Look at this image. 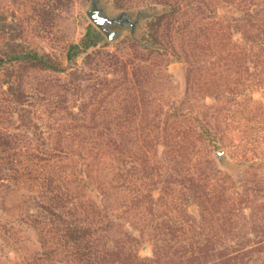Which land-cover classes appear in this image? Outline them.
<instances>
[{"label": "rangeland", "instance_id": "rangeland-1", "mask_svg": "<svg viewBox=\"0 0 264 264\" xmlns=\"http://www.w3.org/2000/svg\"><path fill=\"white\" fill-rule=\"evenodd\" d=\"M164 1L171 7L155 5L151 0H100L99 4L107 15L123 14L139 21L134 32L119 29L116 39L109 40L87 15L91 0H0V59L33 51L48 55L60 67L69 69V47L79 44L90 29V38L95 42L87 51L90 58L82 53L76 61L83 69L81 95L74 94L70 101L64 100L62 104L58 102L62 109L54 112L50 121L41 122L43 137L89 138L95 136L90 131L94 125L154 123L158 127L154 135L158 144L150 155L144 156L147 169L141 180H137V157L132 145L138 134L130 132L126 136L131 141L128 158L120 155L119 149L116 152L118 189L126 190L128 185L133 189L142 186L152 190V212L157 217L145 213L144 219L132 220L127 214L131 222L143 221L145 229L150 232V227L157 221L170 220V223L177 224L178 220L177 201L170 207L160 198L165 186L177 187L176 175L169 171V155L160 145L165 134L161 128L175 123L179 111L192 112L193 116L199 117L204 114L203 117L217 128L223 130L224 123L227 127L224 137L220 133V137L217 135L211 140L207 148L209 158L221 168L228 164V173L226 168L222 170L235 187L232 193L238 191L242 195L246 183L253 186L247 192L248 201L239 204L238 208L246 218H261L264 216V36H260L259 45L250 43L246 34L253 31L246 22L247 11L227 1ZM255 3L253 18L259 21L264 15V0ZM203 34L205 43L202 42ZM120 59L144 69L140 72L142 78L150 75V86L161 107L156 116L144 112L139 116L120 114L117 100H113L112 83L108 84V81L119 80L118 73L116 75L112 70ZM3 68L0 70V87L4 86V89L9 82L21 81L25 91H30L32 82L41 76H50L49 81L60 85L56 78L63 82L67 76L43 74L35 68L17 64H5ZM144 90L148 91L147 88ZM218 93L222 95L216 98ZM115 109L117 114H111ZM53 125L54 128L68 127V132L56 133V130L49 129ZM119 129L114 133L118 141L123 138ZM0 132H6L12 138L37 137L20 129L16 115L0 122ZM219 151L224 152L223 165L216 158ZM8 152L15 155L18 151L0 150V264H26L33 260L40 245L36 231L23 223L20 211L23 206L19 203L22 192H18L17 174L13 172L15 167L6 169L11 165L3 158ZM124 159H127L126 164ZM127 169L131 182L123 184L124 170ZM169 175L173 177L171 183H168ZM123 195L121 192L118 197ZM262 231L247 228L244 232ZM142 255H150V252ZM52 264H63L59 253L54 254Z\"/></svg>", "mask_w": 264, "mask_h": 264}, {"label": "trees", "instance_id": "trees-1", "mask_svg": "<svg viewBox=\"0 0 264 264\" xmlns=\"http://www.w3.org/2000/svg\"><path fill=\"white\" fill-rule=\"evenodd\" d=\"M220 1L244 7L248 15L246 22L255 34L249 30L246 38L253 45H259L260 36H264V15L259 21L253 18L257 0ZM151 2L171 7L164 0ZM90 34L89 29L79 44L69 47V69L60 67L48 55L33 51L0 59V70L5 64H17L43 74H67L63 82L56 78L60 85L49 81L50 76H41L32 82L30 91H25L21 81L9 82L6 89L0 87V122L16 115L22 131L37 135L36 138H12L0 132V150L18 151L15 155L8 152L3 158L11 165L6 169L15 167L18 192H22L19 203L23 206L20 208L23 223L36 231L40 245L33 260L26 264H52L55 253L60 254L63 264H264V216L246 218L238 208L248 201L247 192L253 186L246 183L242 195L238 191L232 193L235 187L227 175L228 164L222 166L226 168L225 174L209 158L207 148L220 133L224 137L226 123L221 130L210 124L204 114L199 117L179 111L175 123L161 128L165 134L160 145L169 155V171L175 173L177 187L165 186L160 198L170 207L177 201L178 220L177 224L170 220L157 221L150 232L143 221L131 222L127 214L132 220L144 219L145 213L154 214L152 190L142 186L133 189L128 185L126 190L118 189L116 152L119 149L120 155L128 158L131 141L126 136L130 132L138 134L132 145L137 157V180H141L147 169L144 156L150 155L158 144L154 140L158 130L154 123L94 125L90 131L95 136L89 138L43 137L41 122L50 121L54 112L62 109L59 104L64 100L70 101L74 94L81 95L83 69L76 61L82 53L90 58L87 51L95 45ZM205 41L203 34L202 42ZM126 62L120 59L112 70L118 73L119 80L108 81L112 83L117 109L123 115L139 116L144 112L156 116L161 107L150 86V75L142 78L140 72L144 69ZM215 95L217 98L222 94ZM117 109L111 114H117ZM55 128L49 126L56 133L68 132V127ZM118 129L123 135L120 141L114 137ZM124 160L126 164L127 159ZM128 170H124L123 184L131 182ZM172 180L169 175L168 183ZM121 192L124 195L119 198ZM247 228L263 231L245 233ZM145 246L150 255H142Z\"/></svg>", "mask_w": 264, "mask_h": 264}, {"label": "flooded vegetation", "instance_id": "flooded-vegetation-1", "mask_svg": "<svg viewBox=\"0 0 264 264\" xmlns=\"http://www.w3.org/2000/svg\"><path fill=\"white\" fill-rule=\"evenodd\" d=\"M103 16L106 18V20L104 21L105 27L108 29V38L115 40L116 37L118 36L119 29H124L127 28L129 29L131 32L135 31V28L138 25V19H131L129 16H125V15H119V16H109L106 13L105 14H101L99 12V16ZM139 20L141 19V15L138 16Z\"/></svg>", "mask_w": 264, "mask_h": 264}, {"label": "water", "instance_id": "water-1", "mask_svg": "<svg viewBox=\"0 0 264 264\" xmlns=\"http://www.w3.org/2000/svg\"><path fill=\"white\" fill-rule=\"evenodd\" d=\"M100 0H91L92 6L90 9H88L87 11V15L89 17V19L92 21V23L98 27L106 36H108V29L105 27L104 21L106 20V18L103 16H99V12L101 14H105V9L103 6H101L99 4ZM119 33V32H116ZM109 40H112L109 38ZM216 158L218 159V161L222 164L223 163V158H224V152L223 151H219L216 154ZM223 165V164H222ZM94 190L92 189L91 192H93ZM96 197V195H94ZM147 247L145 246L143 248V252H147Z\"/></svg>", "mask_w": 264, "mask_h": 264}]
</instances>
